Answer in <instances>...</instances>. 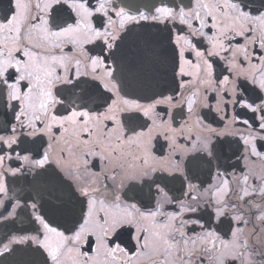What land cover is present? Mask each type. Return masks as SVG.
<instances>
[{
  "label": "snow or ice",
  "instance_id": "6c2138e0",
  "mask_svg": "<svg viewBox=\"0 0 264 264\" xmlns=\"http://www.w3.org/2000/svg\"><path fill=\"white\" fill-rule=\"evenodd\" d=\"M8 5L0 264H264V0Z\"/></svg>",
  "mask_w": 264,
  "mask_h": 264
},
{
  "label": "flooded vegetation",
  "instance_id": "af4514ba",
  "mask_svg": "<svg viewBox=\"0 0 264 264\" xmlns=\"http://www.w3.org/2000/svg\"><path fill=\"white\" fill-rule=\"evenodd\" d=\"M8 6H9L8 5V0H0V14H2L3 10H5ZM213 126L214 127H218V128L219 127H222L223 126V122H215V123H213ZM242 170L245 171V172L247 171V169L245 168V164H244L243 161H241L240 167H238L237 169H235V172L237 174H239ZM20 186H22V185H17L15 187H20ZM176 195H180V194L179 193H176ZM0 259H3V258H0Z\"/></svg>",
  "mask_w": 264,
  "mask_h": 264
}]
</instances>
